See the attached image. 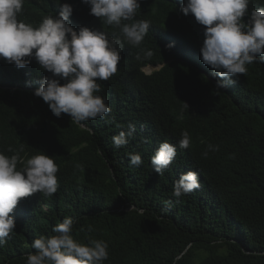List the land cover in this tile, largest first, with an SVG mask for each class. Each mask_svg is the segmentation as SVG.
<instances>
[{
    "label": "trees",
    "instance_id": "obj_1",
    "mask_svg": "<svg viewBox=\"0 0 264 264\" xmlns=\"http://www.w3.org/2000/svg\"><path fill=\"white\" fill-rule=\"evenodd\" d=\"M26 3L29 21L41 22L69 3L74 13L90 18L84 26L122 39L124 59L117 67L122 117L130 112L136 129L141 126L146 134L180 140L187 130L191 144L182 148L184 162L203 169V183L188 195L171 196L168 183L176 170L149 171L142 156L139 167L130 164L129 154L151 149L152 137L131 135L116 148L97 119L81 127L68 114L53 115L34 95L36 81L46 77L42 70L29 74L0 62V150L15 153L23 147L20 155L28 156L43 151L59 168L57 192L32 223L0 246V264H27V255L35 252L32 242L55 235L54 226L65 217L74 218L75 240L108 243L103 264H264V65L250 66L247 82L232 81L227 93L238 91L244 101L238 106L184 63L193 53L185 42L199 31L179 11L181 0H140L135 18L151 26L139 47L91 15L83 0ZM147 50L151 57H145ZM148 65L162 68L147 75L142 68ZM209 144L219 150L209 151Z\"/></svg>",
    "mask_w": 264,
    "mask_h": 264
},
{
    "label": "clouds",
    "instance_id": "obj_2",
    "mask_svg": "<svg viewBox=\"0 0 264 264\" xmlns=\"http://www.w3.org/2000/svg\"><path fill=\"white\" fill-rule=\"evenodd\" d=\"M26 2L0 0V62L29 74L33 69L42 70L46 77L36 81L40 87L34 95L49 104L53 115L68 114L81 127H85L83 122L97 119L110 130L108 141L116 148L124 147L131 135L152 137L151 149L129 154L130 164L139 167L143 157L149 171L153 169L162 175L167 168L176 170L168 183L173 191L171 196L179 198L198 189L203 183V169L189 168L184 162L182 148L191 144L187 130L181 133L180 140L155 132L146 134L141 126L136 129L130 112L122 117L125 104L117 80L120 73L117 67L124 59L122 39L94 26H84L90 18L79 10L74 13L69 3L61 4L58 14L45 15L41 22L29 21ZM181 2L185 4L179 11L199 31L196 40L185 42L188 45L185 50L193 49V53L184 63L238 106L244 104L241 97H236L238 91L228 95L227 90L232 81L247 82L246 76L253 73L251 68L264 65V0ZM83 3L91 6V15L117 27L123 41L133 47H139L149 32L150 22L135 18L140 0H83ZM82 17L87 20L81 21ZM144 54L153 55L151 50ZM147 67L153 68L151 73L145 71ZM161 68L162 65H148L142 70L150 75ZM101 88L105 91L103 96ZM207 148L219 150L218 145L209 144ZM21 152L23 147L15 153L0 150V246L24 223H32L39 207L49 205L47 197L59 187V168L54 157L43 151L32 156L20 155ZM74 223L73 217H65L54 226L55 235L36 238L32 242L35 252L27 255V264H103L109 257L108 243L75 240Z\"/></svg>",
    "mask_w": 264,
    "mask_h": 264
},
{
    "label": "rangeland",
    "instance_id": "obj_3",
    "mask_svg": "<svg viewBox=\"0 0 264 264\" xmlns=\"http://www.w3.org/2000/svg\"><path fill=\"white\" fill-rule=\"evenodd\" d=\"M152 70H153L152 67H147V68H145V71H146L147 73H151Z\"/></svg>",
    "mask_w": 264,
    "mask_h": 264
},
{
    "label": "bare ground",
    "instance_id": "obj_4",
    "mask_svg": "<svg viewBox=\"0 0 264 264\" xmlns=\"http://www.w3.org/2000/svg\"><path fill=\"white\" fill-rule=\"evenodd\" d=\"M200 121V120H199Z\"/></svg>",
    "mask_w": 264,
    "mask_h": 264
}]
</instances>
